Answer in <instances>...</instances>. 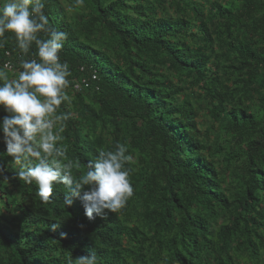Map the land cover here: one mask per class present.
<instances>
[{"label":"trees","instance_id":"16d2710c","mask_svg":"<svg viewBox=\"0 0 264 264\" xmlns=\"http://www.w3.org/2000/svg\"><path fill=\"white\" fill-rule=\"evenodd\" d=\"M67 1L43 9L67 34L59 143L77 177L124 144L133 194L89 220L80 199L64 205L63 186L41 204L0 156V191L17 193L0 195L10 208L0 207V264H68L90 250L98 264H264V0ZM0 45V63L7 51L19 64L36 53L33 44L23 54L11 33ZM92 73L98 80L74 92ZM198 108L218 124L215 142Z\"/></svg>","mask_w":264,"mask_h":264},{"label":"clouds","instance_id":"9594fccd","mask_svg":"<svg viewBox=\"0 0 264 264\" xmlns=\"http://www.w3.org/2000/svg\"><path fill=\"white\" fill-rule=\"evenodd\" d=\"M44 7L45 0H0V37L14 34L23 54H28L33 44L36 46V58L22 59V71L14 78L9 79L0 68V109L6 113L0 119V142L5 146L0 156L12 158L17 180L37 186L35 196L41 204H52L54 187L63 186L66 207L72 204L69 197H76L89 220L103 218L106 210L119 212L133 194L130 170L126 168L133 157L119 143L113 151L100 150L87 163L85 172L74 175L79 165L68 158L67 150L59 143L63 122L69 118L58 113L62 103L70 102L66 88L71 72L59 56L67 34L49 26ZM41 33L46 38H41ZM5 171L0 167L3 181L8 180ZM59 227V223L50 225L53 232ZM68 264H98V259L90 250L87 255L70 257Z\"/></svg>","mask_w":264,"mask_h":264},{"label":"rangeland","instance_id":"374dc122","mask_svg":"<svg viewBox=\"0 0 264 264\" xmlns=\"http://www.w3.org/2000/svg\"><path fill=\"white\" fill-rule=\"evenodd\" d=\"M64 5L67 8H70L71 5L67 0H62ZM11 79L14 78L13 76L10 77ZM199 109V117L197 118L198 124L200 129L207 135L210 136V140L211 141H216L217 137L215 136V134L218 131V124H213V121H211V119L205 114L204 110ZM1 181V179H0ZM3 184V182H2ZM6 186V185H5ZM5 186L2 187V191H0V195H4L5 197L11 199V194H17L14 189L8 185V187L4 188ZM2 201V200H0ZM3 202V204H2ZM0 203V207L3 209L4 213L8 214V211H10V208L8 205H6V203L4 201H2Z\"/></svg>","mask_w":264,"mask_h":264},{"label":"built area","instance_id":"2783aa9c","mask_svg":"<svg viewBox=\"0 0 264 264\" xmlns=\"http://www.w3.org/2000/svg\"><path fill=\"white\" fill-rule=\"evenodd\" d=\"M5 56L6 57L4 58V61L0 63V66H1V68H3L5 70V72H7V73H9L15 77L19 71H22V69L20 68V64L14 60L13 55L9 51L6 52ZM33 58H36V57L33 56L29 59H33ZM82 70H83V68H82ZM96 80H98L96 73H92L90 75V77L84 76L81 79L74 80L73 91L79 93L83 89L90 88L93 85L92 84L93 81H96Z\"/></svg>","mask_w":264,"mask_h":264}]
</instances>
